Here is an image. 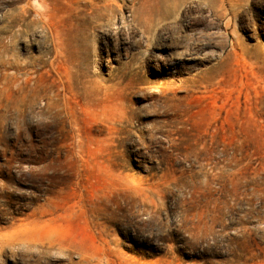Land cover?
<instances>
[{
	"label": "rangeland",
	"instance_id": "1",
	"mask_svg": "<svg viewBox=\"0 0 264 264\" xmlns=\"http://www.w3.org/2000/svg\"><path fill=\"white\" fill-rule=\"evenodd\" d=\"M0 264H264V0H0Z\"/></svg>",
	"mask_w": 264,
	"mask_h": 264
},
{
	"label": "bare ground",
	"instance_id": "2",
	"mask_svg": "<svg viewBox=\"0 0 264 264\" xmlns=\"http://www.w3.org/2000/svg\"><path fill=\"white\" fill-rule=\"evenodd\" d=\"M163 1H164V0H163ZM159 3H160V2H159ZM22 4H23V3H22ZM156 4H157V3H156ZM162 5H163V4H162ZM162 5H161L162 12H165V11H166V8H163ZM11 7H12V6H11ZM17 7H21V6H17ZM27 8H28V7H27ZM27 8H25V6H22L21 9H20V8L16 9V7H14V5H13V9H11V8H10V9H11V10H15V9H16V10H18L19 12H20V11H21V12H26V9H27ZM135 8H136V7H135ZM159 8H160V5H159ZM156 9H157V6H156ZM16 10H15V11H16ZM138 10H139V9H138ZM159 10H160V9H159ZM134 11L137 12V10H134ZM141 11H142V10H141ZM160 11H161V10H160ZM156 12H157V11H156ZM11 13H12V12H11ZM11 13H9V14L11 15ZM134 13H135V12H134ZM14 14H15V13H14ZM138 14H139V13H138ZM138 14H137V15H138ZM148 14H149V13H148ZM10 15H9V16H10ZM12 15H13V14H12ZM12 15H11V16H12ZM21 15H22V14H21ZM137 15H135V16H137ZM13 16L15 17L16 15H13ZM147 17H148V15H147ZM135 18H136V17H135ZM10 19H11V18H10ZM137 20H138V19H137ZM31 22H32V21H31ZM139 23H140V22H139ZM144 23H145V22H144ZM143 25H144V24H143ZM147 25H148V24H147ZM147 25H146V26H147ZM22 26H23V25H22ZM147 27H148V26H147ZM18 28H19V27H18ZM19 29H20V28H19ZM21 31H22V30H21ZM14 35H15V34H14ZM1 58H2V57H1ZM5 63H6V62H5Z\"/></svg>",
	"mask_w": 264,
	"mask_h": 264
}]
</instances>
